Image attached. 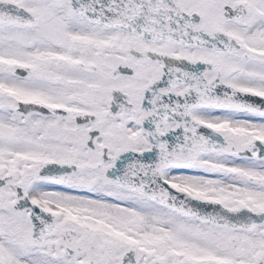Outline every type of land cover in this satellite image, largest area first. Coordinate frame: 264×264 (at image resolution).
Here are the masks:
<instances>
[{
    "label": "snow or ice",
    "instance_id": "snow-or-ice-1",
    "mask_svg": "<svg viewBox=\"0 0 264 264\" xmlns=\"http://www.w3.org/2000/svg\"><path fill=\"white\" fill-rule=\"evenodd\" d=\"M0 264H264V0H0Z\"/></svg>",
    "mask_w": 264,
    "mask_h": 264
}]
</instances>
